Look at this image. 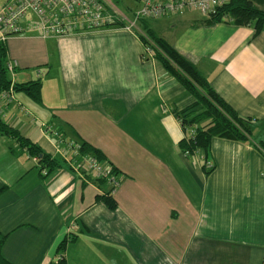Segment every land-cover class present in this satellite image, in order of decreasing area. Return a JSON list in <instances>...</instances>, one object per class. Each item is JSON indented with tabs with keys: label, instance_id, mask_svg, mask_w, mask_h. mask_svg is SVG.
Returning a JSON list of instances; mask_svg holds the SVG:
<instances>
[{
	"label": "crops",
	"instance_id": "obj_1",
	"mask_svg": "<svg viewBox=\"0 0 264 264\" xmlns=\"http://www.w3.org/2000/svg\"><path fill=\"white\" fill-rule=\"evenodd\" d=\"M206 20L197 11L168 15L153 19L151 30L258 124L256 140L214 137L208 155L181 150L176 111L196 97L145 52L139 28L7 40L14 100L2 118L63 166L42 178L35 157L13 153L18 142L0 133L5 258L51 264L59 243L74 236L64 251L67 264H263L264 30ZM37 79L41 101L15 89ZM43 124L104 153L102 161L122 180L112 195L115 208L101 199L108 183L72 169V152ZM204 158L215 165L209 172Z\"/></svg>",
	"mask_w": 264,
	"mask_h": 264
},
{
	"label": "trees",
	"instance_id": "obj_2",
	"mask_svg": "<svg viewBox=\"0 0 264 264\" xmlns=\"http://www.w3.org/2000/svg\"><path fill=\"white\" fill-rule=\"evenodd\" d=\"M206 21L208 23L232 21L236 25L252 26L255 29V34H259L264 30V0H228ZM146 34H141V37L145 44L153 42L154 56L196 97L193 105L184 110L176 111L184 132L179 143L184 153H188L187 155L190 156L199 151H204L208 155L214 137L242 141L250 138L256 140L255 128L258 124L255 119L244 117L235 111L212 87L197 66L174 46L165 39L158 37L151 29ZM7 55L6 43L0 42V91L8 89L11 85V79L6 68ZM15 89L25 90L35 100H42V81L40 79L17 83ZM0 133L10 136L18 142L17 147L11 148L13 153L20 154L26 151L30 156L37 158L38 169L42 178H47L52 172L63 166L61 159L44 151L38 143L23 135L19 129L9 125L1 117ZM258 143L264 148V141L259 140ZM80 146L83 153H92L100 160L104 159V153L88 141H83ZM113 169L117 172L115 167ZM211 170L207 169L208 172ZM101 199L105 200L111 208L116 207V201L112 195L108 194ZM6 236L0 230V264H13L5 258L2 252ZM72 239L74 236L65 237L59 243L58 259L51 264H67L64 251Z\"/></svg>",
	"mask_w": 264,
	"mask_h": 264
},
{
	"label": "built area",
	"instance_id": "obj_3",
	"mask_svg": "<svg viewBox=\"0 0 264 264\" xmlns=\"http://www.w3.org/2000/svg\"><path fill=\"white\" fill-rule=\"evenodd\" d=\"M141 4L133 17L127 16L117 7L114 0H10L0 11V42L6 43L13 35L35 34L42 38L62 37L80 32L92 31L108 26L137 27L141 19H157L168 15H183L199 12L209 18L228 0H137ZM145 52L154 56L153 42L145 44ZM9 71L14 64L9 62ZM14 100V87L0 91V117L5 115L6 107ZM44 131L57 137L72 152L68 162L78 172L91 173L96 179L109 185L108 194L115 195L121 185L120 175L113 166L100 160L92 153H83L81 146L67 141L61 133L48 124ZM188 154V153H187ZM37 160V158H35ZM206 169H213L214 163L203 159ZM46 173V172H45ZM56 258L55 261H57ZM264 264V262H263Z\"/></svg>",
	"mask_w": 264,
	"mask_h": 264
},
{
	"label": "rangeland",
	"instance_id": "obj_4",
	"mask_svg": "<svg viewBox=\"0 0 264 264\" xmlns=\"http://www.w3.org/2000/svg\"><path fill=\"white\" fill-rule=\"evenodd\" d=\"M9 1L10 0H0V11L4 9ZM114 2H116L117 7L129 17H133L134 13L141 8V4L137 0H114ZM154 23L153 19H141L137 22V28L146 34L153 28Z\"/></svg>",
	"mask_w": 264,
	"mask_h": 264
}]
</instances>
